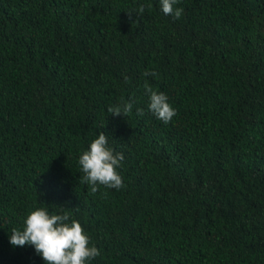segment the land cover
Returning a JSON list of instances; mask_svg holds the SVG:
<instances>
[{
    "label": "trees",
    "instance_id": "1",
    "mask_svg": "<svg viewBox=\"0 0 264 264\" xmlns=\"http://www.w3.org/2000/svg\"><path fill=\"white\" fill-rule=\"evenodd\" d=\"M174 7L0 0V264H45L9 242L36 207L80 222L89 264H264V0ZM100 132L124 186L93 194L78 160Z\"/></svg>",
    "mask_w": 264,
    "mask_h": 264
},
{
    "label": "clouds",
    "instance_id": "2",
    "mask_svg": "<svg viewBox=\"0 0 264 264\" xmlns=\"http://www.w3.org/2000/svg\"><path fill=\"white\" fill-rule=\"evenodd\" d=\"M177 3L178 0H160L162 12L179 19L183 9L174 7ZM138 11L142 14L145 6H139ZM144 75L157 74L145 71ZM124 79L127 80L128 77L125 76ZM144 88L149 98L148 110L158 120L165 124L169 123L177 112L168 102L166 94L153 90L147 83ZM132 109L133 102L128 101L109 106L107 111L114 116L127 117ZM136 114L142 116L143 109L137 108ZM123 160V154L115 152L109 146L107 135L100 132L91 141L88 149L79 156L78 163L83 172L80 182H86L93 194L98 191L99 186L119 190L124 186L123 178L118 171ZM9 242L14 247L33 246L45 264H89L100 255L80 222L72 219L67 212L50 214L46 207L30 210L23 220V227L12 229Z\"/></svg>",
    "mask_w": 264,
    "mask_h": 264
}]
</instances>
